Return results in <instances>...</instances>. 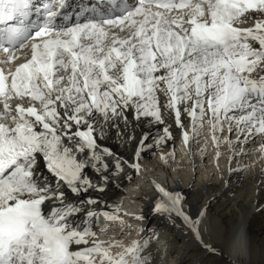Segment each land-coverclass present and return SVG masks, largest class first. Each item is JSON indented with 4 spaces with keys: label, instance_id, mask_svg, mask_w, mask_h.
Returning <instances> with one entry per match:
<instances>
[{
    "label": "bare ground",
    "instance_id": "bare-ground-1",
    "mask_svg": "<svg viewBox=\"0 0 264 264\" xmlns=\"http://www.w3.org/2000/svg\"><path fill=\"white\" fill-rule=\"evenodd\" d=\"M205 10L103 20L98 34L29 52L53 54L59 69L29 72L0 114L44 131L13 108L38 102L72 165L30 155L0 181V207L23 201L32 218L5 253L0 238V264H264V24L257 11H235L216 40L202 38L190 24L205 23ZM28 47L4 58L21 61ZM121 201L127 215L113 210Z\"/></svg>",
    "mask_w": 264,
    "mask_h": 264
},
{
    "label": "rangeland",
    "instance_id": "rangeland-1",
    "mask_svg": "<svg viewBox=\"0 0 264 264\" xmlns=\"http://www.w3.org/2000/svg\"><path fill=\"white\" fill-rule=\"evenodd\" d=\"M65 226V225H64ZM198 256V254H196L195 256H193V257H191L190 258V262H192V261H194L195 260V258ZM209 257V256H208ZM204 258L203 259V261H204V263H203V261H202V263L203 264H229V263H227V262H224V261H222V260H217V261H214L213 259H212V257H209V258ZM188 261V262H189ZM258 264H261V261H258Z\"/></svg>",
    "mask_w": 264,
    "mask_h": 264
}]
</instances>
